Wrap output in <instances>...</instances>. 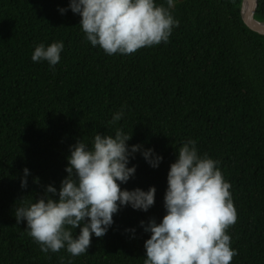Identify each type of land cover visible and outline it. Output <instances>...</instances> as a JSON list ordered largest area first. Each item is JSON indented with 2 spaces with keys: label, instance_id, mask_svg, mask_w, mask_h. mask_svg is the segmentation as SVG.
<instances>
[{
  "label": "trees",
  "instance_id": "trees-1",
  "mask_svg": "<svg viewBox=\"0 0 264 264\" xmlns=\"http://www.w3.org/2000/svg\"><path fill=\"white\" fill-rule=\"evenodd\" d=\"M241 2L174 0L178 25L166 43L108 55L84 38L78 14L58 11L68 0H0V264H143L149 233L139 222L163 216L167 170L188 139L218 161L230 185V264H264V35L242 22ZM254 19L264 22V0ZM56 40L64 48L53 68L30 59L37 43ZM121 106L123 117L109 124ZM115 127L131 134L128 144L162 156L152 168L137 152L129 161L135 174L121 185L155 186L153 205L121 208L102 237L90 236L85 254L41 252L14 208L47 184L59 187L77 139L90 144ZM24 167L30 174L21 189Z\"/></svg>",
  "mask_w": 264,
  "mask_h": 264
},
{
  "label": "clouds",
  "instance_id": "clouds-1",
  "mask_svg": "<svg viewBox=\"0 0 264 264\" xmlns=\"http://www.w3.org/2000/svg\"><path fill=\"white\" fill-rule=\"evenodd\" d=\"M166 5V6H165ZM158 5L155 0H68L59 7L80 17L84 38L106 54H130L141 47L167 42L178 21L170 13L174 0ZM63 41L34 46L30 59L46 61L49 68L60 61ZM123 106L109 124L123 117ZM131 134L115 127L113 134L96 132L89 143L82 138L69 146L65 172L59 187L47 184L41 195L14 208L16 223H26L27 234L44 253L65 249L70 257L85 254L90 236L102 237L113 224V215L128 206L147 211L154 203L155 186L122 188L135 174L130 159L139 152L152 168L162 156L142 144H128ZM218 161L198 154L195 140L181 144L169 164L163 193L164 214L159 222L149 217L139 222L149 233L143 242V264H230L236 250L230 246L226 229L235 222L229 183ZM21 189L30 172L22 168ZM33 183H39L33 177ZM79 227L78 234L75 229ZM125 231L133 232L134 228ZM71 264V259L68 260Z\"/></svg>",
  "mask_w": 264,
  "mask_h": 264
},
{
  "label": "water",
  "instance_id": "water-1",
  "mask_svg": "<svg viewBox=\"0 0 264 264\" xmlns=\"http://www.w3.org/2000/svg\"><path fill=\"white\" fill-rule=\"evenodd\" d=\"M256 7L257 0H242L240 8L241 19L250 30L264 35V22L254 19Z\"/></svg>",
  "mask_w": 264,
  "mask_h": 264
}]
</instances>
